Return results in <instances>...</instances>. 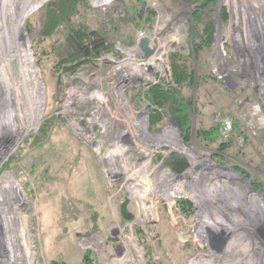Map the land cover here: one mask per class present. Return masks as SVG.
Returning a JSON list of instances; mask_svg holds the SVG:
<instances>
[{
	"label": "rangeland",
	"instance_id": "374dc122",
	"mask_svg": "<svg viewBox=\"0 0 264 264\" xmlns=\"http://www.w3.org/2000/svg\"><path fill=\"white\" fill-rule=\"evenodd\" d=\"M23 1L0 0V116H13L14 126L0 138V185L9 188L0 194V264H82L87 254L91 264H264V192L252 184L264 183V0H142L135 8L81 0L47 35L61 0H34L39 7L16 37ZM78 19L108 51L81 61L68 44ZM141 36L155 50L150 58ZM18 38L26 57L9 63L4 47L14 56ZM198 41L206 52H196ZM172 54L192 71L179 92L191 109L190 137L177 115L148 99L173 83ZM157 58L158 69L144 70ZM237 121L244 135L224 152L198 136L219 126L229 141ZM175 154L189 164L179 175L166 164ZM168 182L170 195L160 189Z\"/></svg>",
	"mask_w": 264,
	"mask_h": 264
},
{
	"label": "trees",
	"instance_id": "16d2710c",
	"mask_svg": "<svg viewBox=\"0 0 264 264\" xmlns=\"http://www.w3.org/2000/svg\"><path fill=\"white\" fill-rule=\"evenodd\" d=\"M81 0H61L60 3H58V6H53L51 8V11L49 13V25L47 27L46 30V35L50 32H52V29L54 27H56V24L64 18H67L69 16L70 13H72V6H75L77 3H79ZM212 2H216V0H210ZM129 6L130 4L132 5V7H137L138 5L140 6L142 4V0H128ZM127 3V4H128ZM67 4H70L71 6L68 7ZM131 7V8H132ZM144 12L140 11L139 14L142 16ZM76 16L77 13H76ZM72 17V16H71ZM80 17V16H79ZM199 15H197V19H198ZM70 18V17H69ZM149 20V22H152V17L151 15H149V17L147 18ZM209 27V28H208ZM210 25H207L205 27V32L207 33L208 29H210ZM212 31V28H211ZM68 44L71 45V48H73V50L75 51V53L81 58V61H85L86 58H97L98 56H100L103 52L105 53L106 51L109 50L108 47L104 46V42L99 39L94 32H91L89 30L88 27H86L84 25V23H79V19H78V23L73 24V26L70 28V31L68 32ZM196 52H198V54L200 53L201 50H203L204 52H206L208 49L203 47V45L198 41L196 42V46H195ZM204 57L207 60V54H204ZM170 65H171V70H172V74H173V83L171 85H167L166 89L167 91H165V89H160L161 87L159 86L154 88V90H152V92H149V97L148 99L154 104L157 105V102H160V104L164 107H166L168 109V112L171 114H175L177 115L178 120H180V122L178 123L181 131L186 128V136L190 137L191 134V127H190V122H189V115H190V106L189 105H185L182 98H180L179 96V92H181V87L184 85V83H189L192 80V71H190L189 66H187L186 64V60L184 58L179 57L176 54H172L170 56ZM206 80L211 81L212 83H217L218 82L215 80L214 77L211 76V74L206 73L203 76ZM216 88V87H215ZM219 88V86H218ZM217 88V89H218ZM216 92V91H215ZM210 95H213V93H209V96H205L207 98H212V96L210 97ZM216 95V93H214L213 97ZM206 98V99H207ZM205 99V98H203ZM205 99V100H206ZM156 101V103H155ZM190 104V103H188ZM196 110L199 112L202 109L197 107ZM200 113V112H199ZM205 113V112H204ZM153 119H158L157 121L161 120V116L160 114L154 112L153 113ZM156 117V118H155ZM208 124V123H207ZM204 125V124H202ZM239 122H235L234 124V131H235V136H233V138H230L229 141H224L222 140V138H220V132H219V126L214 127L212 125L210 126H206L205 127L202 126V130L198 133V136L200 139L204 140V141H209L207 143L213 144L214 146L218 147L220 149V151L224 152L225 150L229 149L226 148V144H228L229 142L231 143V140H235L234 138L238 137V135L240 134V136L244 135V132L239 131L240 130V126L238 127ZM214 127V128H213ZM242 127V126H241ZM205 128V129H204ZM184 136V141H187V138ZM247 136V135H246ZM228 142V143H227ZM184 151V150H183ZM185 153H187L186 151H184ZM166 164L168 166L169 169H171V171L176 174H182L184 173L188 168H189V164L186 161V159L182 156H179L177 154L172 155L169 159L166 160ZM236 169V168H235ZM238 170V168L236 169V171ZM238 172L243 175L246 176L248 179L250 178L249 174H245L244 171H239ZM252 184L254 185V187L261 189L264 192V183L263 184H259L256 180L253 182ZM178 207L180 208V210L182 211V214L186 215V216H190L192 215V205L184 199H180L177 202ZM91 257L89 254H87L84 257L83 263L82 264H91ZM51 264H68L66 262L63 261H54ZM156 264V263H153Z\"/></svg>",
	"mask_w": 264,
	"mask_h": 264
},
{
	"label": "bare ground",
	"instance_id": "6f19581e",
	"mask_svg": "<svg viewBox=\"0 0 264 264\" xmlns=\"http://www.w3.org/2000/svg\"><path fill=\"white\" fill-rule=\"evenodd\" d=\"M11 1H13V0H11ZM20 1V0H19ZM24 2V5H23V7H22V11H21V14H20V16H15L14 15V19H13V21H14V29H15V36L17 37L18 35H19V33H20V27H21V24H22V22H23V20L25 19V17H27L31 12H33V11H36L37 10V6L38 5H36L35 6V4H34V0H26V1H23ZM39 7V6H38ZM19 14V13H18ZM143 39H147V38H144L143 36H141V39H140V41L141 40H143ZM149 40V39H148ZM150 43V42H149ZM23 47L24 46H22L21 45V42H20V38H18L17 39V45H16V47H15V55L14 56H11L9 53H8V48H7V45H6V47H4V52H6V56H5V58H7V60L6 61H9V63H10V61L11 60H13L14 58H20V59H24V57H26L25 56V54H24V51H23ZM29 55V54H28ZM28 60V59H27ZM152 60V59H151ZM25 62V61H24ZM29 62V61H28ZM149 62V61H148ZM161 62V59H159V58H157V59H154L153 61H150L149 62V64H145V65H142V66H144V70L146 69V67H148V66H152L153 68H154V70L155 69H158L159 67H160V65L158 64V63H160ZM156 63L158 64V65H156ZM142 69V68H141ZM30 70H32V69H30ZM26 71V70H25ZM25 71H23V69H22V81L24 82V80H23V78H24V76H25ZM138 72V73H137ZM145 72V71H144ZM5 73V72H4ZM29 73V72H28ZM136 75H138V74H143V72L141 71V72H139V71H136V73H135ZM8 75V74H7ZM29 75V74H28ZM134 75L133 74H131V76H130V74H129V76L128 75H125L124 76V79L125 80H127V79H130L131 77H133ZM139 77H142L141 75H138ZM9 78V77H8ZM30 82V81H29ZM18 84V83H17ZM38 86V85H37ZM37 86H36V88H37ZM39 88V87H38ZM28 89V88H27ZM27 93V92H26ZM28 94V93H27ZM7 97H11V92L9 91L8 93H7V95H6ZM3 97V96H2ZM31 97V96H30ZM4 98V97H3ZM31 101V100H30ZM39 101H40V99H39V96L37 97V102H38V104H39ZM32 102V101H31ZM30 102V103H31ZM33 105V104H32ZM7 106L8 107H6V108H11V106H12V103L11 102H9L8 104H7ZM5 108V109H6ZM34 108V107H33ZM38 109V108H37ZM1 110V109H0ZM32 110V109H31ZM11 112V111H10ZM3 114H5V113H3ZM8 114H10V113H8ZM32 114V113H31ZM8 118V117H7ZM7 118H6V116H5V118H4V116L3 115H1L0 116V138H2V133L3 132H1V129H3L4 130V128H6L8 125L10 126V128L9 129H12L14 126H11V124L10 123H8L7 122ZM8 119H10V120H13V116L11 117V115H10V117L8 118ZM30 124V123H29ZM22 125V124H21ZM6 126V127H5ZM28 130H30L29 129V126L27 125L26 127L24 126L23 128H20V126L14 131V133H13V138H14V136H16L15 138L17 139V137L19 136V134H20V132L21 133H27L28 132ZM11 131V130H10ZM25 136V135H24ZM14 141V140H13ZM16 141V140H15ZM3 153V152H2ZM1 155V154H0ZM116 156V155H115ZM108 160V159H107ZM123 172L122 173H125L126 172V170L125 169H123L122 170ZM171 175V174H170ZM10 178L9 177H7V180H9ZM175 181V180H174ZM173 181V182H174ZM162 183V182H161ZM173 186H174V184L173 183H165V184H163V185H161L160 186V189H162V190H167V192L169 193V195L171 194V192H172V189H173ZM5 192H9V188H8V186L7 185H0V194H2V195H4V193ZM139 196H141V199H144L145 197H142V195H139ZM17 198V197H16ZM203 202H205V201H200V205H203L202 203ZM206 203V202H205ZM206 206V205H205ZM9 207V206H8ZM204 207V206H203ZM2 209H3V207H2ZM9 210V208L8 209H6V212ZM5 211V210H4ZM3 211V212H4ZM8 220V219H7ZM11 231V230H10ZM11 252V251H10ZM204 262V261H203ZM203 262L202 261H200V262H198V261H196L195 262V260L193 261V262H191V264H203ZM14 263V261H13V258H9L8 259V261L7 262H5V263H1V264H13Z\"/></svg>",
	"mask_w": 264,
	"mask_h": 264
},
{
	"label": "water",
	"instance_id": "95a60500",
	"mask_svg": "<svg viewBox=\"0 0 264 264\" xmlns=\"http://www.w3.org/2000/svg\"><path fill=\"white\" fill-rule=\"evenodd\" d=\"M140 48L145 53L146 58H150L154 55L155 50L150 49V43L148 39H143L140 42Z\"/></svg>",
	"mask_w": 264,
	"mask_h": 264
},
{
	"label": "built area",
	"instance_id": "2783aa9c",
	"mask_svg": "<svg viewBox=\"0 0 264 264\" xmlns=\"http://www.w3.org/2000/svg\"><path fill=\"white\" fill-rule=\"evenodd\" d=\"M224 124H225V130H226L227 132L230 131V130L232 129L231 124H230L229 122H224ZM227 129H230V130H227Z\"/></svg>",
	"mask_w": 264,
	"mask_h": 264
}]
</instances>
